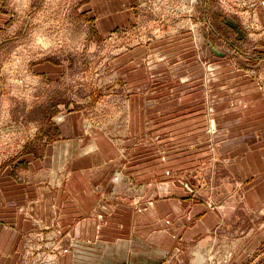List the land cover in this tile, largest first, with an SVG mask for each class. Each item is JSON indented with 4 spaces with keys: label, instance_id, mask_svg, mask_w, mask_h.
I'll return each instance as SVG.
<instances>
[{
    "label": "rangeland",
    "instance_id": "rangeland-1",
    "mask_svg": "<svg viewBox=\"0 0 264 264\" xmlns=\"http://www.w3.org/2000/svg\"><path fill=\"white\" fill-rule=\"evenodd\" d=\"M257 6L0 0V225L29 223L19 243L0 245V264H110L100 255L115 252L153 254L160 264L252 262L245 260L258 250L244 256L246 241L264 215L241 209L246 223L218 226L212 235L219 243L198 252V262L180 240L171 254L150 244L173 235L162 234V218L150 235L142 229L152 242L132 243L130 209L164 200L168 184L196 194L193 201L233 191L231 200L243 207L232 171L263 150L264 21ZM85 173L98 174L104 187L89 198L91 211L71 215L73 197L56 209L58 190L68 196V179ZM75 218L78 239L66 222Z\"/></svg>",
    "mask_w": 264,
    "mask_h": 264
},
{
    "label": "crops",
    "instance_id": "crops-1",
    "mask_svg": "<svg viewBox=\"0 0 264 264\" xmlns=\"http://www.w3.org/2000/svg\"><path fill=\"white\" fill-rule=\"evenodd\" d=\"M257 2L258 15L261 17V20L264 21V0H257ZM261 139V141H258L259 145L257 146L260 147V149L261 147H263V150L261 152L259 150H254L255 156L244 157L242 162L241 159H239L237 161V164H235L236 166L234 165L235 167L232 171L233 173L231 175V178L235 183V190L242 189L241 192L243 194L244 201V205L242 208H240V203H237L235 200H231L233 191L226 195H223L220 200L211 197L206 200L200 198L197 201H193V198L194 196H196V194H193L192 192L188 191L185 187H180L176 184H168L165 188V191H167L168 194L164 196V200L158 201L157 203L154 202L148 205L146 207L147 210H140L139 208L137 210H133L132 208L130 209V212L132 213L133 217L131 224V242L139 243L140 240H147L148 243L152 242V236H140L143 235L141 234L142 229L147 228V234L150 235L153 231L152 223L157 222V220L162 218L164 226L167 227V230L163 231L162 234H171V229L173 235L171 237L166 238L163 243H157L154 241V243L150 244L156 246L161 245L162 249H165L166 253L169 251L171 254V251L173 250L176 241L180 240L179 244L192 245V247L190 248L191 253L193 252V254L195 255L198 252L200 254H205L209 246H214L219 243V241H217L218 238L212 235L215 229H219L218 226L232 228L241 225L242 223H246L245 220H241L246 219L245 216L239 215L241 209H244V211L249 215L254 213L255 215H258L260 218H262L263 216L260 215H264V135H262ZM251 148L252 145L249 149L251 150ZM88 160H92V157L88 158ZM90 163L92 162L90 161ZM240 164L243 165V167ZM237 171H241V173H243L241 174V177L237 175ZM97 175L95 176V173H85L80 174V176L78 177H76V175H73L72 178L68 179L66 184L67 191L64 190V192L68 193V196L63 194L62 191L59 192L58 190V196L56 199V209H58V204H60L59 208L60 206H62L63 208L64 205L61 204L65 203L64 201L69 197H73L72 199L74 203L72 205L73 208L70 209L71 215L74 216L75 211L78 213L90 212L91 208H93L94 206L89 198L95 195L94 192L101 191L104 188L103 185H97L99 184L98 180H100ZM77 181H84V187H81V183H77ZM247 181H249V183L245 184V182ZM80 187L86 190L84 196H80L81 193L77 192ZM44 188L45 187L41 185L36 186V190H41L42 195H44ZM177 194H179L180 196L179 201L175 197L177 196ZM62 195L64 198L62 197ZM3 196L4 194L2 195V197ZM262 220L263 219H261V221ZM39 221L44 224L43 220ZM66 222L70 223L69 227L71 228L70 231L73 232V234L75 235L74 239H78L79 236H77L76 218L70 219ZM140 223L146 226L141 225V227L139 226ZM31 224L32 223L30 222V226ZM28 225V222H26L25 224L22 221L19 223L16 222L15 226H17V228H15L10 227L5 223H2L0 225V245H16L17 243H19L22 240L23 236H21V229L27 228ZM55 225L60 228V222H57V224L55 223ZM83 225H85V223ZM121 225H123V223H121ZM176 225H179V227L177 228ZM82 227V225H78V230H80ZM19 228L20 235L17 231V229ZM107 228V224L105 226L100 227V229H103V234L105 235H101L100 237H104V239H107ZM12 229L16 232H13ZM253 231L254 233L252 232L248 240L246 241L249 250H247L243 255L245 256L246 253L249 251L250 253H252L253 249L258 250V252L254 253L255 257L250 254V258L245 260V262L251 260L253 262L254 259L256 262V260H262L264 257L263 221L257 223L255 230ZM135 255H137V257ZM135 255H124L122 252H115L105 253L100 256L102 257L103 261L110 262V264H160V262H162L158 261L159 263H157V258H155V255L153 254L142 255L141 253L137 252V254ZM196 257V260L199 262V258L197 255ZM134 258H137V260ZM123 259L125 261H128V263H122ZM164 259L165 258H163V260ZM235 260H241V258H237ZM172 262V259H165L163 264H172ZM252 262L250 264H252Z\"/></svg>",
    "mask_w": 264,
    "mask_h": 264
}]
</instances>
